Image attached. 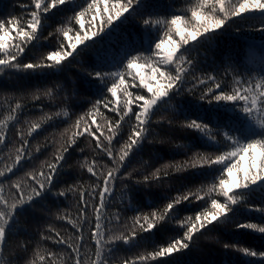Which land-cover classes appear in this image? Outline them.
I'll return each mask as SVG.
<instances>
[{
  "label": "trees",
  "instance_id": "1",
  "mask_svg": "<svg viewBox=\"0 0 264 264\" xmlns=\"http://www.w3.org/2000/svg\"><path fill=\"white\" fill-rule=\"evenodd\" d=\"M91 2L92 0H72L69 4L51 9L43 16L35 38L27 42L24 53L18 57L21 64L44 61L55 66L37 71L9 68L0 73V125H6L7 137L5 144L0 145V172L4 173V176H0V188L9 203L19 195L11 188L12 181L24 183L25 191L30 193L31 187L38 185L31 181L27 173H38L42 166L47 172V164L56 163L55 157L60 153L61 145H69L73 132H84V124H88L93 130L98 125L101 126L95 136L84 132L76 137L74 144L68 146V151L63 153L65 159L58 164V172L50 189L46 188L40 196L34 197L33 202L18 206L16 221L8 241L11 248H6L0 254V264H73L75 254L72 249L67 243L57 241L60 237L75 238L80 231L84 233V241H80L81 252L87 251L89 258L95 259V242L91 239V231L95 230L96 213L92 204L99 207L98 193L104 185L103 179L97 180L87 169L88 166H93L98 175L101 171L106 173L107 169L114 167L106 153L96 148V137L100 138L102 145H108L104 137L111 135L109 128L114 127V122L119 120L117 112L111 109L119 110L124 106V89H127L128 98L133 99V110H138L134 100L136 95L151 98L152 94L143 86L140 75L147 79L153 75L154 68L165 72L166 76L169 73L175 75V57L172 65L161 63L165 52L173 44L180 43V37L175 34V26L171 25L172 15H181L183 19L180 26L187 25V31H192L195 22L192 20L191 10L199 4V0H139L132 10L113 21L112 25H104V30L100 31L101 23L108 15L103 13V4L99 6L102 15L97 16L95 21H92L95 10L81 18L83 27L75 19V12L83 10L81 5L86 7ZM110 3H115V0H110ZM32 11H35L32 0H0V21L10 29L13 25L8 22L15 18L18 25L25 31H30L28 24ZM204 11L210 12L211 9L205 7ZM149 15L161 23L153 24L152 27L143 25L141 18ZM90 24L91 31L97 32V36L78 45L76 52L58 65L46 60L52 51H70L67 47L69 40L74 41L78 34L83 36L89 31ZM170 29L172 43L168 42L166 35ZM261 29H264V12L252 11L226 21L219 32L210 33L198 42H190L193 46L189 52L197 64L195 76L204 78L215 74L218 79L225 81L221 87L229 94L234 87L239 86L233 76L236 80L248 81L246 86L260 91L261 88L256 86L264 88V77L260 74L259 66L255 65L256 70L251 74L244 70L246 65L237 66L236 72H233L228 57L240 62L248 50L264 51V30ZM65 31L68 33L67 38ZM161 40L165 41L164 46L157 50L155 43ZM209 42H214V45ZM5 43L8 45L7 51H15L13 45L22 41L16 37L13 29ZM61 44L65 47L61 48ZM179 54L178 52L177 55ZM130 56L136 57L134 63L137 66L132 69L127 68ZM0 58H4L3 53H0ZM248 62L251 66V57ZM93 69H119L123 74L124 84L118 87L115 97L107 92L105 84L88 75ZM224 69L229 72L226 77ZM158 79L163 82L162 78ZM116 83L119 84L118 79ZM193 83L197 84L194 94L188 92ZM208 86H211L210 82L202 85L189 76L180 96L170 95L153 106L145 138L129 152L123 166L116 173L117 180L112 191L106 194L103 212L108 216L118 213L120 221L106 224L104 240L107 241L109 235L116 236L122 232L126 234L136 216L151 217L152 213L159 215L177 197L188 195L189 199L175 205L174 210L163 221H159L150 233L142 232L128 244L122 240L107 244L103 248L106 264H122L126 259H135L140 264L141 256H148L158 247L182 237L186 229L182 227L181 221H186L188 217L194 218L198 212L210 209L212 198L220 203L226 202L219 190V179L221 175L227 178L226 170L220 173L218 169L221 165L209 167L206 158L210 156L215 160L216 156L232 151L224 136L225 131L242 142L260 133L257 126L240 111V105L234 106L231 102L217 104L214 100L209 104L207 100L199 99L201 91H205ZM219 91L216 89L217 93ZM97 99L101 100V104L94 108ZM104 100L110 101L107 107H104ZM17 105L20 107L17 108ZM259 107L258 101L257 108ZM258 116L264 119V113H258ZM80 117H85V120L79 127H74ZM191 119L202 120L210 127L221 128L215 142L188 129L185 125ZM135 123L134 116L130 120L125 117L113 136L110 146L117 158ZM34 124L39 126L33 128ZM21 134L29 141L28 152L31 156L26 154L8 172V167L15 161L16 149L21 147ZM229 159L234 164L238 162L242 169L249 165L247 157L244 160H239L238 157ZM165 165L168 167L165 168ZM157 169L161 170L157 176L150 182H144V177H151ZM97 184L100 185L99 188L96 187ZM213 186L214 190L209 193V188ZM69 188L75 190V195L72 192H67L65 196L58 195L60 191ZM234 191H238L236 194L241 200L232 206L227 224L209 225L206 230L196 233L194 247L176 252L170 257L153 260L149 256L145 264H264V257L246 255L238 250L248 248L264 253V233L234 227V223L243 222L264 224V213L244 206L264 205V181ZM89 192H93L95 199L86 210L87 221L78 231L73 223L79 222V209L84 207L80 202V195L83 193L87 200ZM197 195L203 199H196ZM57 232L60 237L56 236ZM42 235L51 238L42 239ZM224 244L232 247L225 248ZM41 256L43 260L40 259Z\"/></svg>",
  "mask_w": 264,
  "mask_h": 264
},
{
  "label": "snow or ice",
  "instance_id": "2",
  "mask_svg": "<svg viewBox=\"0 0 264 264\" xmlns=\"http://www.w3.org/2000/svg\"><path fill=\"white\" fill-rule=\"evenodd\" d=\"M35 11L31 12V20L28 24L30 31H25L24 28L17 24L15 18H13L10 23L13 25V28H9L6 24L0 21V53L4 54V58H0V73H3L5 69L15 68L17 70H43L45 68H51L55 66L54 64H48L44 61L38 63H25L21 64L18 60V57L24 53L25 46L27 42H30L35 38L37 30L41 27L42 18L45 14L49 13L51 9L57 8L59 5H66L72 2V0H32ZM139 3V0H115V3H110V0H92L91 3H88L82 11L75 12V19L78 23H83L81 21L82 17L86 16V13L93 11L92 21H95L97 16L102 15L99 6L104 5L103 13H108L107 18L102 21L100 26V31L104 30V25H112L113 21L120 19L125 13H128L133 9L135 5ZM246 0H199L198 6L192 8L191 17L195 22V27L192 31H187V25L181 27V21L183 17L178 14H173L171 19V25L175 26V34L180 37L179 44H173V47L167 50L164 54V58L161 61L162 64L172 65L173 58L175 57V75L165 74L159 69H153V75L149 78H145L143 75H140V80L143 83V86L147 89L148 93H151V98H146L144 95H136L134 100L137 104L138 110H133L131 105L133 103L132 98H128L129 94L127 89L125 91V102L124 106L120 107L119 110L112 108L111 110L117 112L119 115V120L114 122L115 126L110 127L109 131L111 135L105 136L104 139L108 141V145H102V142L99 137H96V148L100 149L102 152L112 160L114 167L107 169L106 173L101 171L98 175L94 171L93 166H88V172L92 173L97 177V180L103 179L104 187L99 191L98 195L100 198L99 207L95 204H92V201L95 199L93 192L88 193V199H84L83 193L80 195V202L83 203L84 207L80 208L81 218L79 222L73 223V227L77 228L79 231L82 229L83 224L87 221L85 216L86 210L89 204H92L93 210L96 213L95 217V230L91 231V239L95 242V252L93 255L95 259H90L88 252H81L80 241H84V233L80 231L79 236L73 238L60 237V233L57 232L56 236L60 237L57 241L58 243H67L68 247L72 249V252L75 254L73 264H106V260L103 256V248L107 244H111L114 241L122 240L125 244H128L134 241L137 236L142 232H151L157 225L159 221H163L165 217L175 208V205L181 203L182 200L187 201L189 199L188 195L182 197H177L173 202H169L159 215L152 213L151 217L148 215L136 216L133 218V224L128 228L127 233H121L116 236L109 235L108 240H104V228L106 224L110 225L113 222H119L120 216L118 213H113L111 216H108L103 212L106 203V194H109L112 191L114 182L117 180L116 173L119 172L120 168L123 166L125 158L129 155V152L133 150L134 146L140 144V141L145 138L144 134L149 130V117L152 114L153 106L158 104V101L161 102L164 98L169 97L170 95L180 96L184 85L186 83V78L191 76L194 81L198 80L199 84H208L211 83V86H208L205 91H201L199 99L207 100L209 104L212 101H216L217 104L220 102H231V105L237 106L240 105V111L246 114V116L257 126L259 129V135L248 139L247 141L242 142L239 138L234 135H231L229 132L225 131L224 136L229 142L228 147L232 151L225 153L223 155L216 156L213 160L210 156L206 158V163L211 167L212 165H221L218 169L220 173H223L226 170L227 178H224L221 175L219 179V190L220 194L226 198L225 203H220L217 199H211V208L206 209L205 211L198 212L194 218L188 217L186 221H181L182 227L186 230L183 232V236L177 239H173L166 246L158 247L153 250L148 256H141L139 258L140 264H145L149 256L151 259L155 260L156 258L170 257L176 252H181L183 250H188L196 245L195 235L200 233L201 230H206L209 225H217V223H228V213L232 211V206L240 203L241 197L236 193L238 191L246 189L250 185L256 184L258 182L264 181V119H260L258 113H264V88L261 85H257V88H261L260 91H254L252 87L246 86L249 84L248 81L240 79L236 80L233 76V80L238 87H234L231 93H227L222 87L221 84L225 81L221 78L218 79L215 74L208 75L204 78H197L195 76V70L197 64L189 52V49L193 46L190 42H198L199 39L208 36L210 33L219 32L226 23L233 18L240 17L245 13L252 11H261L264 12V0H258L257 6H245ZM205 7L211 9L210 12L204 11ZM153 16H144L142 19L143 25L152 27L153 24L161 23L160 20H153ZM13 29L16 32V37H18L22 43L13 45L15 51H7L8 45L5 43L6 38L11 36ZM264 30V29H261ZM65 37H68V33L64 32ZM98 33L91 31V24L89 25V31L86 32L83 36L77 35L75 40H69L67 45L70 48V51H52L50 52L46 60L55 62L56 65L60 64L62 60L66 59L73 55L77 50V46L83 44L87 40H92L93 37L97 36ZM168 42L172 43L171 40V29L168 33ZM165 41L161 40L159 43H155V48L157 50L162 49ZM210 45H214V42H209ZM61 48L65 46L60 45ZM183 49V51H181ZM180 53L177 55V53ZM131 58L127 59V68L132 69L137 65L134 63L136 60L135 56H130ZM251 57V66L248 62V58ZM229 66L232 67V71L236 72L237 66L246 65L245 71L251 74L256 70L255 65L259 66L260 74L264 77V51L251 49L245 53L244 59L237 62L232 57H228ZM217 67L222 68V65H217ZM88 75L95 78L97 81L106 85L107 92L111 93L113 97L117 95V89L124 84V76L118 70L116 71H105V70H95L88 72ZM229 72L227 69H224V76H228ZM158 77L163 79H158ZM119 80V84L116 83V80ZM135 79V77H133ZM155 81V83H153ZM109 83L111 86L109 87ZM197 84L193 83L192 87L188 89V92L195 93ZM216 89H219V93L216 92ZM46 95L48 93H45ZM260 104V107L257 108V104ZM142 102V103H141ZM110 103L109 100H104V107L108 106ZM101 104V100L97 99L93 105L94 108ZM17 108L20 105L16 106ZM15 111V109H11ZM67 115V113H65ZM135 117L136 123L131 126V131L128 136L127 141L123 148H121V154L114 156L113 149L111 148V142L113 136L116 135L117 131L121 127V121H124L125 117H128L129 120L131 117ZM85 120V117H80L74 127H79L81 123ZM39 125H32L33 128L38 127ZM188 129H192L199 134L206 137L208 140L215 142L216 135L219 134L221 128L210 127L208 123L203 122L202 120L191 119L186 125ZM6 125H0V145H4L6 142L5 135ZM100 125L97 126L95 130L91 129L88 124H84V132H87L89 136H95V132L100 130ZM213 128L215 131H213ZM84 132H73L72 137L70 138L69 145H61V151L56 155V163L49 162L47 164L48 171L41 170L37 172L27 173V176L30 177L31 181L34 182L38 187H31V191H25V184L20 181H12L11 188H14L16 192L19 193L18 196H15L12 199V202L9 203V200L3 195V189L0 188V254L6 251V248H11L9 244V235L13 229L14 221H16V211L18 206L22 207L25 203H31L34 201V197H38L46 189H50V186L53 184L54 176L58 172V164L65 159L63 153L68 151V146L76 142V137L83 135ZM103 135V133H101ZM21 147L16 149L15 161L11 166L8 167V172L12 171V168L15 167L27 154L31 156V153L28 152L29 141L23 134L20 135ZM231 158H239V160H244L247 157L249 165L247 168H240L239 163H232ZM83 166V165H82ZM107 166H105L106 168ZM168 166L165 165V168ZM161 170L157 169L156 172L152 173L151 177L145 176L144 182H150L152 178L157 176ZM242 173V174H238ZM166 174V173H165ZM131 176V173L128 174ZM0 176H4L3 172H0ZM97 188L100 187L99 184L96 185ZM213 188H209L208 192L211 193ZM67 192H72L75 195L74 189H65L58 193L59 196H65ZM231 193V195H230ZM196 199H203L199 195L196 196ZM245 207H248L254 211L264 213V205L257 206L251 204H245ZM143 221V222H141ZM234 227L237 229H253L257 232L264 233V224L261 223H234ZM89 228L91 225L89 224ZM109 231H111L109 229ZM50 236H43L42 239H50ZM225 248L232 247L229 244L223 245ZM243 254L256 256L259 255L264 257V253H257L248 248L238 249ZM43 260V256L40 257ZM71 259V257H70ZM122 264H138L135 259H126L122 261Z\"/></svg>",
  "mask_w": 264,
  "mask_h": 264
},
{
  "label": "clouds",
  "instance_id": "3",
  "mask_svg": "<svg viewBox=\"0 0 264 264\" xmlns=\"http://www.w3.org/2000/svg\"><path fill=\"white\" fill-rule=\"evenodd\" d=\"M258 0H246L245 6H257Z\"/></svg>",
  "mask_w": 264,
  "mask_h": 264
}]
</instances>
